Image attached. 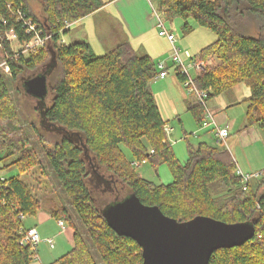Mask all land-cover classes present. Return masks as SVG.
<instances>
[{"label":"trees","instance_id":"trees-1","mask_svg":"<svg viewBox=\"0 0 264 264\" xmlns=\"http://www.w3.org/2000/svg\"><path fill=\"white\" fill-rule=\"evenodd\" d=\"M104 2L42 0V15L38 16L26 0H0L1 45L11 58L10 75L0 76V161L12 157L0 170L14 166L24 173L37 164L35 152L29 147L28 123L21 120L10 87H15L13 93L26 94L23 80L45 72L51 98L41 107V122L51 126L48 135L56 138L51 140L39 129L36 134L40 142L50 144L45 150L46 163L76 215L61 205L50 211L57 223L63 220L70 229L72 245L48 264H96L76 219L104 264H142L141 247L132 238L118 235L102 215L112 198V188L117 194H135L143 204L156 205L178 221L197 215L229 223L251 221L254 236L242 245L215 250L208 264H264L263 172L242 189L232 154L223 145L207 142L188 144L186 160L180 162L166 137V121L151 88L160 72L157 62L147 53L137 52L126 40L99 56L86 40H62L72 23ZM152 2L164 20L180 17L183 33L202 26L216 35L213 42L192 55L195 61L203 62L193 80L199 90L205 91V102L244 83L249 95L240 102L246 103V126H263L264 0ZM18 12L23 19H17ZM189 18L194 24L188 22ZM24 19H31L40 35L50 33L51 38L44 47L13 58L4 34L12 28L17 39L28 40L32 34H25ZM174 70L181 85L186 75L178 68ZM184 103L198 121L206 115L204 106L192 94L186 95ZM122 146L128 149L131 160ZM133 160L149 161L153 166L167 164L173 181L155 184L143 178L131 165ZM98 185L102 187L97 192L99 199L92 189ZM39 205L17 175L0 179V264H30L34 252L21 241L20 214L36 215Z\"/></svg>","mask_w":264,"mask_h":264},{"label":"rangeland","instance_id":"rangeland-1","mask_svg":"<svg viewBox=\"0 0 264 264\" xmlns=\"http://www.w3.org/2000/svg\"><path fill=\"white\" fill-rule=\"evenodd\" d=\"M26 1L30 10L34 14L38 16L42 15L40 10L42 6V0ZM151 3L156 8H158L152 2V0ZM188 22L190 24H194L191 18L188 19ZM182 23L183 20L180 17L165 19V26L168 29H171L172 34H174L177 38L175 45L180 47L181 56L184 50H188L194 57V55L203 46L213 42L216 39V35L213 32L202 26H195L193 31H190L189 33H183L180 28ZM109 30V34L105 36V42H113L112 44L114 45L117 42L124 41L123 38L118 36L121 35V32L115 25H112V30ZM71 31H73V29H71ZM113 45H111L110 48ZM191 45L195 48V51L191 50ZM12 46H16V43H13ZM196 48L198 49L196 50ZM166 54L169 58L171 54V47L169 48V51L166 52ZM99 55L100 54H97L96 56ZM164 61V58H161L157 60V63ZM187 63L188 61H185V65H187ZM167 65L168 79L172 81L171 83H175L173 89H175L180 94V97L179 95L178 98L172 97V101H170L172 104H175L176 109L178 110V115L174 113L175 108L168 100H165V98L158 99L156 103H158L162 118L166 121V137L172 146L175 156L180 160V162L183 163L187 157L188 144L195 146L198 144V142H207L209 144H217V142L215 141L216 138L212 132L200 129L201 121H198L191 111L186 108V105L183 101L185 96L188 95V87H185L183 83L180 85L175 82V70L172 66L171 60H169ZM197 74L198 69L195 67L189 68V75L191 79H194V76ZM14 88V86L10 87V91L13 94L12 97L15 100L16 108L21 120L24 124L28 123L26 132L30 139L29 147L35 152L37 164L34 168L24 173L18 172L14 166H8L1 170V174L6 177L17 175L18 178H20L28 186L34 197L39 200L40 205L37 214L25 216L22 219V224L25 230L36 226L40 232L43 230L46 232L45 234L54 240L53 247H50L48 243L43 238H41V241L37 246H35V249L30 248L31 251L34 252L30 264H39L40 262L38 261V257L41 256H43L42 260H44V264H48L58 259L71 247V243L69 241L70 234L63 232V230L61 232L60 226L58 225L55 218L50 215V211L61 205L64 206L74 217L76 215L67 199L65 192L62 190L59 181L54 177L49 164L46 163L47 160L45 157V150L50 147V144L47 142H40L36 134V130L39 129L40 131H43H41L43 135L49 136L51 140L56 138L54 136L48 135V133H50L48 130L51 129V126H44L41 122V107L46 105V101L50 102L51 95L49 92H47L44 100H40L28 94L13 93ZM247 95H249L248 87L244 83H240L227 92L213 97L209 101H206V105L209 111L211 110V112H213L216 110L214 113H216L218 116H220L221 113L227 114L233 121L234 126L230 127V135L225 139L223 146L229 150L235 161L238 162L239 167L243 170L241 171L248 174L263 172L262 175L264 176V125H254L251 129H246V103H242L240 101L243 100V98ZM192 96L197 98L196 93H193ZM237 99L238 102L236 104L228 108L225 107V102H232ZM30 123L33 124V127L30 126ZM249 131L253 133L250 137V140L247 139ZM213 137L215 139H213ZM122 149L126 158L131 160V154L128 152V149L125 146H122ZM248 159H250L253 164L257 166V168L250 169L246 167ZM10 160H12V157L0 161V166L6 165ZM242 163L246 164V166H243ZM134 167L136 172L142 177L144 176L143 172L147 170L150 173L152 180L156 183L171 184L173 181L172 172H170L171 170L169 166L165 163H160L157 166H153L151 162L146 161ZM251 170H255V172H250ZM104 177H106V175H104ZM106 186V183H104L103 190H106ZM101 188V185H98L97 188H92L95 197L98 198L97 192H100ZM110 194L112 195V198L108 200L106 206L119 201L128 195L127 192L117 194L116 189L113 188L110 190ZM39 215L44 217L41 220L42 222L37 219ZM74 222L80 227V231L85 239L86 245L91 250L94 262L96 264H104L98 251L92 245L90 239L85 237L86 234L83 226L77 219Z\"/></svg>","mask_w":264,"mask_h":264},{"label":"water","instance_id":"water-1","mask_svg":"<svg viewBox=\"0 0 264 264\" xmlns=\"http://www.w3.org/2000/svg\"><path fill=\"white\" fill-rule=\"evenodd\" d=\"M23 88L44 100L47 73L24 79ZM102 215L118 235L141 247L142 264H208L215 250L242 245L255 234L251 221L229 223L205 215L178 221L156 205L143 204L135 194L105 206Z\"/></svg>","mask_w":264,"mask_h":264},{"label":"crops","instance_id":"crops-1","mask_svg":"<svg viewBox=\"0 0 264 264\" xmlns=\"http://www.w3.org/2000/svg\"><path fill=\"white\" fill-rule=\"evenodd\" d=\"M104 1H105L104 5L102 7L82 17L81 19H78L76 22L72 23L70 25L69 33L64 35L62 37V40L65 42H71L74 40H81V39L86 40L87 42L90 43L92 49H94L93 52L95 54H102L108 48H110L111 45H113L112 44L113 42L110 43H108L107 41L105 42L106 39L105 36L109 34L110 31L109 29L112 30V25H115L118 28V30L121 32V35L118 36L128 41L129 44L137 52L147 53L149 56H151V58L154 59L153 61L156 62L157 60L164 58L165 65L166 67H168L167 63L170 60L169 59L170 56L168 58L166 52L169 51L170 43L165 37L158 35V27L156 25L154 16L152 15L150 10V5H149L150 0H104ZM71 29H73V31H71ZM168 30L171 32V29ZM190 48L192 51H195V48L192 45L190 46ZM197 49L198 48H196V50ZM171 82L172 81L168 79L167 74L164 78H159V79L154 78V80L151 82V88L156 102L160 98H165V100H168L170 102L172 101V97L178 98V95L180 97V94L175 89H173L175 83H171ZM175 82H177L176 79ZM237 102L238 99L232 102H225L224 105L225 107L228 108L236 104ZM172 106L175 108L174 113L178 115L177 113L178 110L176 109L175 104H172ZM214 111L216 112V110ZM214 111L212 113L217 123H219L220 125H227V127L229 128V135H230V127L234 126L233 121L229 118L227 114L221 113V115L218 116L216 113H214ZM252 126L245 125L246 129H251ZM252 134L253 133L249 131V135L247 137L248 140H250ZM213 139L215 138L213 137ZM235 162L238 168L242 170V168L239 167L238 162L237 161ZM242 165L246 166V164L244 163H242ZM246 167L250 169L257 168V166L253 164V162L250 159H248ZM250 172H255V170H251ZM143 173H144L143 177L145 179L155 184H160L152 180V177L147 170L144 171ZM42 218L44 217L42 215H39L37 219L41 221ZM33 227L36 228V230L38 231L37 233H39L41 238L45 239L46 237H49L47 234H45L46 232H44L43 230L42 232H40L38 227L36 226ZM63 232H67V234L68 233L70 234L69 241L72 245L70 229H68L67 226H65ZM42 257L43 256L38 257V261L40 262L39 264L45 263L44 260H42Z\"/></svg>","mask_w":264,"mask_h":264},{"label":"built area","instance_id":"built-area-1","mask_svg":"<svg viewBox=\"0 0 264 264\" xmlns=\"http://www.w3.org/2000/svg\"><path fill=\"white\" fill-rule=\"evenodd\" d=\"M150 10L152 15L154 16V19L156 21V25L158 27V35L165 37L171 47V54H170V60L172 62V66L174 68H178L183 72V74L186 75V79L183 82L185 87H188V94L196 93L197 99L201 102V104L205 108V114L204 118L201 120V128L204 130H209L213 133L214 137L217 139V143L220 145H223L225 143V139L229 136V128L227 125H220L217 123V121L214 119V115L209 111L206 102L205 97L206 93L203 90H199L194 83V80L190 78L189 75V68L195 67L198 69V72L201 71L203 67L202 61H195L192 59V55L188 50H184L182 52L181 56V50L180 47H177L175 45V42L177 41V38L172 32H170L164 23L163 14L160 9L156 8L152 3L151 0L149 2ZM17 19H23V16L20 12L16 15ZM24 28H25V34H32L28 40H22L20 41L18 38L17 33L11 28L7 32H5L4 37L9 42L11 50L13 51L12 55L13 58H17L19 54H29L30 52H34L37 49H40L44 47L48 41L51 38L50 33H45L44 35H40V32L37 31V27L32 22L31 19H24ZM2 38L0 37V76H8L10 75V66H9V59L10 57H7V54L4 52L2 48ZM13 43H16V46H12ZM185 59V60H183ZM185 61H188L187 65H185ZM157 67L159 68L160 72L156 74L155 79L164 78L166 74H168V70L166 69L165 62L157 63ZM165 131H166V125H165ZM225 147V146H224ZM153 150H151L152 152ZM138 161H132L131 164L134 166L140 165V163H144ZM236 174L240 176V180L242 183V189H246L248 182L253 177H258L259 173H243L238 167L236 168ZM0 179H3V176L1 174L0 170ZM20 218L23 219L24 215L20 214ZM58 225L60 226L61 230L65 229L64 221L58 220ZM36 228L31 227L27 230L23 228V234L21 241L27 245H29L31 248L35 249V246L38 245V243L41 241V237ZM50 247H53L54 240L51 237H46L44 239Z\"/></svg>","mask_w":264,"mask_h":264},{"label":"bare ground","instance_id":"bare-ground-1","mask_svg":"<svg viewBox=\"0 0 264 264\" xmlns=\"http://www.w3.org/2000/svg\"><path fill=\"white\" fill-rule=\"evenodd\" d=\"M15 9V8H14ZM41 26V25H40ZM6 45V44H5ZM21 58V57H20ZM43 69V68H42ZM217 142V139L215 140ZM218 144V143H217Z\"/></svg>","mask_w":264,"mask_h":264}]
</instances>
